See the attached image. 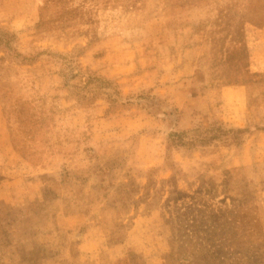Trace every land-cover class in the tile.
<instances>
[{
    "label": "rangeland",
    "instance_id": "1",
    "mask_svg": "<svg viewBox=\"0 0 264 264\" xmlns=\"http://www.w3.org/2000/svg\"><path fill=\"white\" fill-rule=\"evenodd\" d=\"M262 81L264 0H0V264H264Z\"/></svg>",
    "mask_w": 264,
    "mask_h": 264
},
{
    "label": "crops",
    "instance_id": "2",
    "mask_svg": "<svg viewBox=\"0 0 264 264\" xmlns=\"http://www.w3.org/2000/svg\"><path fill=\"white\" fill-rule=\"evenodd\" d=\"M262 82H264V81H262ZM261 87V86H260Z\"/></svg>",
    "mask_w": 264,
    "mask_h": 264
}]
</instances>
